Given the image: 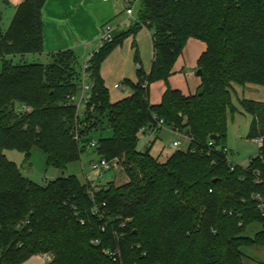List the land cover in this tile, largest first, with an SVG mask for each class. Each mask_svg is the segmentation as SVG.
<instances>
[{
  "label": "trees",
  "instance_id": "16d2710c",
  "mask_svg": "<svg viewBox=\"0 0 264 264\" xmlns=\"http://www.w3.org/2000/svg\"><path fill=\"white\" fill-rule=\"evenodd\" d=\"M46 2L23 0L0 33V264L37 255L49 257L47 264H245L242 249L264 248L263 102L240 101L251 117L247 139H261L258 154L231 170L222 150L234 87H264V0H139L133 26L114 31L90 59L91 96L81 115L66 100L81 81L75 54L43 55ZM139 28L151 34L150 71L138 68L137 82H125L132 93L110 103L100 66ZM190 39L205 44L196 92L166 86L151 105L149 85L167 84ZM27 55L46 63L13 64ZM159 120L189 139L164 162L136 148L140 130L160 131ZM104 123L111 136L99 138L94 151L117 160L121 175L96 190L76 176L39 186L4 155L16 150L29 159L36 147L48 167L64 170ZM255 224L260 230L246 236ZM116 249V259L107 255Z\"/></svg>",
  "mask_w": 264,
  "mask_h": 264
},
{
  "label": "rangeland",
  "instance_id": "374dc122",
  "mask_svg": "<svg viewBox=\"0 0 264 264\" xmlns=\"http://www.w3.org/2000/svg\"><path fill=\"white\" fill-rule=\"evenodd\" d=\"M140 3L135 5L134 20L128 21L123 26L119 33H123L129 30L133 26L138 16ZM0 33H3L10 21L7 13H0ZM198 41V40H197ZM201 42V41H198ZM202 43V42H201ZM86 60V59H85ZM13 64H40L46 63L44 58H39L37 55H27L23 58H12ZM81 60H78V66L81 64ZM152 63V42L151 37L144 28H139L134 34H128L122 39L120 45L116 46L104 59L100 66V76L103 80L104 86L108 92V100L110 103L119 101L132 93L131 88L127 91H118L114 89L116 84H125L129 82L135 84L138 80L137 69L147 74ZM197 64V63H196ZM139 66V67H138ZM190 78H187V84L191 86V83L198 81L197 69L190 65L187 68ZM1 70V62H0ZM182 74H176L167 84L164 81H156L149 85L150 101H155L160 98L162 90L166 86L171 84H182ZM194 88V85H192ZM189 90V89H187ZM243 99L253 100L264 103V87L257 85H246L244 87L235 86L234 92L231 95V108L233 112L227 114L226 134L224 144L228 149V159L230 162L245 167L249 159L255 157L258 154V146L254 140L247 139L248 128L251 121L250 115L243 112L240 101ZM84 112L83 108L79 109V115ZM172 132L163 127L158 134L145 133L138 139L136 148L140 152H144L148 146V142H153L150 147V153L153 156L157 154L161 149L162 155L159 159L161 162L165 160V157L174 150L170 147L174 138ZM111 131L106 129L105 123L103 124V130L91 132L90 138L93 141H97L101 137H110ZM181 146L178 150L185 151L188 146L186 139L178 138ZM6 159L13 162L18 167L21 175L39 186H45L49 181L57 178L76 176L82 183H90L95 186L105 187L109 182L115 179V171L112 169L109 171H92L90 166L92 163L98 161V156L94 149H90L87 145L84 147L80 159L77 162L67 165L64 170H58L46 165V156L38 148L31 149L29 159H25L24 154L16 150L4 151ZM118 173H116L117 175ZM118 182V181H117ZM260 230V226L255 224L249 227L245 233L246 236L253 237L255 233ZM245 255V264H255L254 262L264 261V248L253 246L242 249ZM23 264H46L44 256H33Z\"/></svg>",
  "mask_w": 264,
  "mask_h": 264
},
{
  "label": "crops",
  "instance_id": "0c3cea01",
  "mask_svg": "<svg viewBox=\"0 0 264 264\" xmlns=\"http://www.w3.org/2000/svg\"><path fill=\"white\" fill-rule=\"evenodd\" d=\"M22 1L23 0H0V13H7L10 21L14 15L15 8ZM138 2L139 0H47L42 10L43 55L72 50L77 58V62L78 60L83 61L79 64V66L82 67L89 55L96 49L103 26L109 24L114 28V31L118 33L128 21L134 20V7ZM125 5L132 8V19L126 17ZM146 31L151 37L150 32L148 30ZM204 50L205 44L194 39L187 41L181 56L177 59L173 67L174 73L169 78L170 80L176 74H182L181 78H183V81L180 85L171 84V89L179 90L185 96L193 95L196 92L200 84L199 76L198 81L191 83L190 86L189 83L187 84V78H190L187 68L188 66L190 67V65L196 68L197 60ZM149 71L150 68L148 72ZM192 85H194V88L191 90ZM165 89L166 87L162 90L160 98L154 102L150 101V96L148 95L151 105H158L160 103ZM169 130L174 134L172 143L174 141H179L178 138L185 139L183 137L184 134L173 132L171 129ZM158 133L159 131L154 134ZM141 137L142 136H138V139ZM152 145L153 142L150 144L149 149ZM162 151L163 149L159 151L156 158H161ZM172 153L173 152L168 154L165 160ZM151 156L153 155L151 154ZM119 171L120 170L115 171V177L121 175H116ZM44 257L47 264L49 260L46 258L47 256Z\"/></svg>",
  "mask_w": 264,
  "mask_h": 264
},
{
  "label": "built area",
  "instance_id": "2783aa9c",
  "mask_svg": "<svg viewBox=\"0 0 264 264\" xmlns=\"http://www.w3.org/2000/svg\"><path fill=\"white\" fill-rule=\"evenodd\" d=\"M176 1V0H174ZM125 15L128 19H132V15H133V11L132 8H130L128 5H125ZM113 33H114V28L109 25L106 24L103 26L99 39H98V44L96 49L89 55V57L87 58V60L85 61V63L82 65L81 67V81L78 87V93L75 95H70L66 98L67 103L74 105L76 107V109L78 110L79 113V109L83 108L84 111L86 110V106L89 102L90 96H91V88H92V83L90 80V72L88 71L89 69V62L90 59L92 58L94 53H97L99 51L100 48H102L105 44L110 43L113 39ZM114 89L118 90V91H127L128 87L125 84H116L114 85ZM29 111V109L25 106H20V108L18 109V112H27ZM92 111V108L89 109V112ZM158 128H163L164 123L163 121L159 120L156 123ZM173 132L179 133L177 131L172 130ZM145 133H149V134H153L152 129L150 128H142L139 132L138 136H143ZM183 137L189 141L188 137L186 135H183ZM255 144L258 146V148L261 146L262 142L261 139H255L254 140ZM150 142H148V146H150ZM212 142L208 143L209 147H212ZM181 146L180 141H174L171 144V148L174 150H178V148ZM88 148L90 149H95L96 148V141L91 140L88 145ZM224 156L226 157V161L230 167V169L232 170L237 164H234L232 162L229 161L228 159V149L224 148L222 150ZM90 169L92 171H109V170H113V171H117L118 170V161L115 160L113 162H108L107 160H104L103 158H98V161L96 163H92L90 166ZM90 184V183H89ZM92 189H97V186L90 184ZM264 216V212L262 214ZM102 231H104V228H102ZM91 243L93 244H98L99 242L97 240H93ZM117 254H119L118 250L116 249L115 251H108L107 255L112 257L113 259H116ZM49 260V257H46Z\"/></svg>",
  "mask_w": 264,
  "mask_h": 264
},
{
  "label": "water",
  "instance_id": "95a60500",
  "mask_svg": "<svg viewBox=\"0 0 264 264\" xmlns=\"http://www.w3.org/2000/svg\"><path fill=\"white\" fill-rule=\"evenodd\" d=\"M197 76H200L201 75V71L200 70H197ZM69 128H67V130H68ZM210 139L211 140H213V141H216L217 140V137L216 136H211L210 137ZM100 160H101V157H100ZM121 174V171H119V173H118V175H120Z\"/></svg>",
  "mask_w": 264,
  "mask_h": 264
}]
</instances>
